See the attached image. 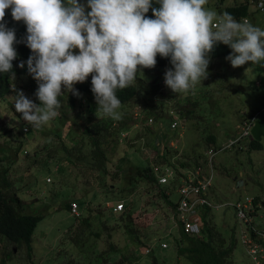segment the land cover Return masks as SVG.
I'll use <instances>...</instances> for the list:
<instances>
[{
  "label": "rangeland",
  "instance_id": "1",
  "mask_svg": "<svg viewBox=\"0 0 264 264\" xmlns=\"http://www.w3.org/2000/svg\"><path fill=\"white\" fill-rule=\"evenodd\" d=\"M246 1L208 0L205 7L219 14ZM248 19L264 29V13L253 5ZM170 67L169 62H156L154 67L137 72L131 85L138 88V96L129 104H121L119 120L93 111L81 96H75L77 101L72 107V94L64 93L58 97L59 115L40 128L27 124L12 105L20 90L39 104L34 95L36 81L26 75L13 77L9 94L0 100V154L5 160L2 169L8 170L9 193L15 192L22 200L24 213L43 217L33 236L35 264H99V255L107 256L105 252L111 246L118 252L111 258L107 256L110 261L106 264H151L153 258L146 254L147 248H152L160 264H189L177 254L174 240L179 229L175 226L174 208L168 203L178 202V193L167 186L136 182L129 168L155 162V150L165 142L159 132L166 133L172 109H182L186 120L178 149L168 156L181 176L199 172L205 179L213 171L210 197L218 203L264 194V137L261 150L250 149L253 138L228 147L239 139L249 120L264 116V66L247 62L234 68L225 57L209 55L207 77L187 94L173 93L162 82ZM140 108L145 118L154 117L153 129L145 121L135 120ZM96 124L106 130L98 131ZM25 127L29 133H24ZM87 128L90 135L85 133ZM123 132L128 135L121 141ZM168 133L176 138V134ZM92 137L102 141L108 159L106 173L95 167ZM212 150L217 154L211 161ZM122 201L126 209L135 210L138 237L128 235L117 225L121 214L113 206ZM69 202L81 205L79 218L67 210ZM88 217L89 225H83V219ZM210 217L229 240L236 224L234 211L216 212ZM161 242L169 248L163 250ZM8 255L7 264H29L24 247L0 237V263ZM233 258L236 264H253L240 241Z\"/></svg>",
  "mask_w": 264,
  "mask_h": 264
},
{
  "label": "clouds",
  "instance_id": "2",
  "mask_svg": "<svg viewBox=\"0 0 264 264\" xmlns=\"http://www.w3.org/2000/svg\"><path fill=\"white\" fill-rule=\"evenodd\" d=\"M208 0H0V75L10 73L17 58L15 44L31 50L27 73L37 83L35 103L22 90L14 108L32 128L47 125L59 115L64 93L81 95L74 87L91 74L97 110L121 118L118 89L127 88L137 72L156 65L157 54L171 64L164 84L173 93L187 94L208 75L209 55L218 43L231 52L232 67L251 62L264 66V29L233 14L217 13ZM153 5H159L154 7ZM264 9V0H258ZM10 9L26 34L17 40L4 20ZM151 9L152 16L146 14ZM78 50V51H76Z\"/></svg>",
  "mask_w": 264,
  "mask_h": 264
},
{
  "label": "trees",
  "instance_id": "3",
  "mask_svg": "<svg viewBox=\"0 0 264 264\" xmlns=\"http://www.w3.org/2000/svg\"><path fill=\"white\" fill-rule=\"evenodd\" d=\"M153 6L159 7V5ZM225 11L232 13L237 21L245 19L250 15L249 0L234 7H228ZM146 15L149 17L152 16L151 9ZM4 20L7 22L8 27L15 29L17 40H21L25 36L26 26L22 21H14L12 19L10 9L5 10ZM14 47L17 51V58L12 61L13 68L10 73L0 75V100L9 94L14 76H30L27 73L26 64L24 68L19 67L18 64L21 61L27 60L28 56L31 54V50L27 48L24 43L15 44ZM230 52L231 49L227 45L218 43L210 53V56L213 58H222L226 57ZM156 61L160 65H165L167 62H169L167 58H161L159 54H157ZM76 89L81 94V98H85L89 102V105L93 111L99 112L97 110L93 93L90 90L91 74L85 82L78 83L76 85ZM138 92V88L130 84L125 89H118L116 95L121 100V104L126 105L137 98ZM76 101L77 98L74 95L69 97V103L72 107H74ZM181 105L182 104L179 103V107ZM182 111V109H179L181 115L183 113ZM166 124L169 126L168 119ZM96 128H98V131L101 129L106 130L105 127H99L98 124H96ZM85 133L90 135L91 130L87 128ZM210 139L213 143H216L214 137H211ZM91 142L94 148L93 156L96 161L95 167L99 171H104L106 173L108 171V159L102 148V141L99 138L92 137ZM249 147L251 150H261L263 148V144L262 142H257L253 139ZM4 162L5 160L0 154V237L6 238L10 243L16 244L17 247H24L27 251V259L29 261L28 263L35 264L33 261V236L38 224L43 217L40 215L38 216L24 213L22 200L18 197V195H16L15 192L9 193L8 188L11 186V184L7 177L8 170L2 169ZM129 168L130 170H133V173H135L133 177L135 178L136 182H144L148 185L158 184L157 177L153 172L151 164L147 167L137 166L135 168ZM168 189L172 192H175L174 186L168 187ZM163 196L165 199L168 198L165 192H163ZM168 203L175 209L176 205L173 201H168ZM71 204V202L67 203L68 211L71 209ZM134 212L135 210L133 209H126L124 212L120 213L121 215L116 220L118 227L132 237L137 236V230L135 228L133 218ZM211 215L212 214L209 212L204 214L205 226L201 235L199 236H189L183 231L182 228H179L178 236H176L174 240L177 244V254L184 257L189 264H236L233 255L239 240L235 225L233 227L230 239L227 240L223 233L218 230L213 218L210 217ZM89 221L90 218L88 217L83 219L82 223L83 225L88 226ZM73 241L74 243L77 242L76 239ZM111 247L112 248L110 251L105 252V254L107 253V256L110 258L118 252L114 246ZM152 253L153 251L150 253L151 257L153 258L151 264H160L159 258L154 256V253ZM10 256L11 255H8L7 259L2 260L0 264H7V261L10 260ZM99 256V264H106L108 261H110V258L108 257V260L107 256L104 254H100ZM77 264L82 263L78 262Z\"/></svg>",
  "mask_w": 264,
  "mask_h": 264
},
{
  "label": "built area",
  "instance_id": "4",
  "mask_svg": "<svg viewBox=\"0 0 264 264\" xmlns=\"http://www.w3.org/2000/svg\"><path fill=\"white\" fill-rule=\"evenodd\" d=\"M249 5H253L257 11L264 13V9L258 7V0H249ZM244 21L249 22L248 17L240 20V22ZM162 82L164 83V79ZM157 101L158 99L156 98L155 102ZM258 118V115H256L251 121L249 120L245 128L242 129L239 139L236 142H231L228 147L245 138L252 139V129ZM167 119L169 126L165 131L166 133L164 134L162 130L159 132L160 136H165L163 138L165 142L159 147L157 146L158 148L155 150V162H152L151 166L157 177L158 184L160 186H174L175 192L179 195V200L175 203L176 207L174 209L175 226L178 229L182 228L189 236H199L205 226V213L214 214L216 212L233 210L238 240L243 245L253 264H264V194L256 197L246 195L235 201L220 203L213 201L210 197V191L214 182L213 171L205 179L202 178L199 172L182 174L181 176L168 161L170 152L178 149L186 120L175 109L169 111ZM135 120L138 122L145 121L151 129L154 128L156 123L154 117L145 118L141 108L137 110ZM161 127H164V125ZM23 130L24 133H29L28 127H25ZM168 132L176 134V138H171ZM127 135L128 133H121L119 136L120 140L124 141ZM216 154L213 150L209 152L211 161ZM48 182H51V180L49 179ZM113 207L116 213H122L126 210L124 201ZM70 214L77 218L81 216L79 203L71 204ZM160 246L163 250L169 248V245L163 242H161ZM151 251L152 248H148L145 252L146 254H150Z\"/></svg>",
  "mask_w": 264,
  "mask_h": 264
},
{
  "label": "water",
  "instance_id": "5",
  "mask_svg": "<svg viewBox=\"0 0 264 264\" xmlns=\"http://www.w3.org/2000/svg\"><path fill=\"white\" fill-rule=\"evenodd\" d=\"M252 137L257 142L262 141L264 137V116L256 120L252 129Z\"/></svg>",
  "mask_w": 264,
  "mask_h": 264
}]
</instances>
